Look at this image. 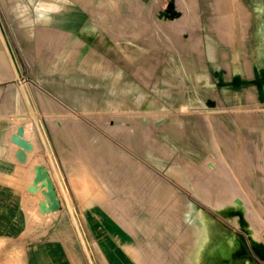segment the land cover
Listing matches in <instances>:
<instances>
[{"label":"rangeland","instance_id":"1","mask_svg":"<svg viewBox=\"0 0 264 264\" xmlns=\"http://www.w3.org/2000/svg\"><path fill=\"white\" fill-rule=\"evenodd\" d=\"M19 129L34 145L20 170L38 213L16 164L19 228L13 243L12 219L0 233V264L42 240L72 264H252L250 241L264 243V0H0L9 195ZM39 165L53 215L31 191ZM234 237L249 257L231 258Z\"/></svg>","mask_w":264,"mask_h":264},{"label":"crops","instance_id":"2","mask_svg":"<svg viewBox=\"0 0 264 264\" xmlns=\"http://www.w3.org/2000/svg\"><path fill=\"white\" fill-rule=\"evenodd\" d=\"M7 143L10 147V154L12 159V195H9L10 191L7 188L2 189L0 186V233L9 230L11 224L10 220L12 219V243L16 242L13 238L18 231L19 226V210H20V196L17 194V187L15 183V172H16V164H17V172L21 176V184L24 185V191L26 198L23 199L25 209L30 210L31 208L35 209V207L29 203V198L32 197L31 192L26 189L25 183L23 182V176L21 172V168L25 164L24 162L19 161L15 158V152L13 146L11 148L10 145V135L7 136ZM36 210V209H35ZM38 213V211L36 210ZM39 216H42L39 215ZM6 217H9L6 218ZM99 247V245H98ZM101 249V247H99ZM102 250V249H101ZM103 251V250H102ZM111 262L113 263V256H118L119 253H112L109 251H105ZM104 256L105 253L103 252ZM16 262V260H12V263ZM17 263H19L17 261ZM19 264H72L71 258L67 256L66 250L58 240H42L35 243L31 242L24 253V259L20 261Z\"/></svg>","mask_w":264,"mask_h":264},{"label":"bare ground","instance_id":"3","mask_svg":"<svg viewBox=\"0 0 264 264\" xmlns=\"http://www.w3.org/2000/svg\"><path fill=\"white\" fill-rule=\"evenodd\" d=\"M224 4V3H223ZM223 12V11H222ZM24 129V128H23ZM25 133V132H24ZM23 130L19 129L15 135L11 137L12 146L16 149V158L21 162H26L29 159V154L34 150L33 143L24 136ZM48 174V175H47ZM33 187L31 191L41 190L42 201L40 202V208L43 214H52L60 210L61 203L57 194L56 185L52 180L50 172L43 165L36 167L34 175L32 177ZM44 216V215H43ZM212 218V217H211ZM213 219V218H212ZM214 221H216L214 219ZM217 223V222H216ZM218 224V223H217ZM237 243L239 252L235 253L231 258L245 259L242 255L244 253L242 244L237 237H234ZM248 260L254 264V261L250 258Z\"/></svg>","mask_w":264,"mask_h":264},{"label":"water","instance_id":"4","mask_svg":"<svg viewBox=\"0 0 264 264\" xmlns=\"http://www.w3.org/2000/svg\"><path fill=\"white\" fill-rule=\"evenodd\" d=\"M250 242H251V247L253 249V252L255 254H257V256H259L260 258H262L264 260V243H256V242H252V241H250ZM243 251H244V253H246V250L244 248H243Z\"/></svg>","mask_w":264,"mask_h":264},{"label":"flooded vegetation","instance_id":"5","mask_svg":"<svg viewBox=\"0 0 264 264\" xmlns=\"http://www.w3.org/2000/svg\"><path fill=\"white\" fill-rule=\"evenodd\" d=\"M252 254L253 255H250L251 256V258H253V259H255L256 257L255 256H257V254H255L254 252H253V249H252ZM243 257H249V256H247L245 253L242 255Z\"/></svg>","mask_w":264,"mask_h":264}]
</instances>
